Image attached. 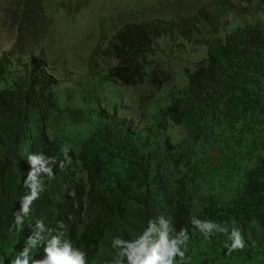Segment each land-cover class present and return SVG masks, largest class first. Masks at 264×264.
Returning <instances> with one entry per match:
<instances>
[{"label":"trees","instance_id":"16d2710c","mask_svg":"<svg viewBox=\"0 0 264 264\" xmlns=\"http://www.w3.org/2000/svg\"><path fill=\"white\" fill-rule=\"evenodd\" d=\"M247 2L229 31L210 17L111 28L107 81L146 88L142 110L169 87L143 128L61 104L54 66L22 43L0 58V264L25 259L38 221L28 264L54 236L85 264H264V0ZM187 46L207 56L181 87Z\"/></svg>","mask_w":264,"mask_h":264},{"label":"rangeland","instance_id":"374dc122","mask_svg":"<svg viewBox=\"0 0 264 264\" xmlns=\"http://www.w3.org/2000/svg\"><path fill=\"white\" fill-rule=\"evenodd\" d=\"M152 4L154 6H150ZM247 5V0H0V58L22 43L30 55L42 54L54 66L59 82L57 98L61 104L70 103L76 110L97 108L112 112L117 108L119 116L129 122L134 120L135 126L143 128L153 114L165 106L162 96L169 87L141 110L140 98L146 94V88H124L119 82L107 81L109 69L118 66L116 59L101 56L104 50L111 49L108 44L111 28L118 24L123 27L132 20L138 25L159 20L191 24L199 17H210L219 22L221 28L229 30L245 21L234 12H228L229 9L238 10ZM156 7H162L163 14H159V18L148 17V11ZM22 8H29L33 14L24 17ZM164 10L169 13L165 14ZM173 15L178 18H172ZM100 32L103 41L99 39ZM223 35L224 30H219L218 36ZM156 46L171 48L166 39L157 40ZM94 53L99 54L96 60H93ZM206 53V47L193 53L188 50L187 57L173 62L171 67L178 85L188 84L187 71L193 70ZM90 70L96 81L90 77Z\"/></svg>","mask_w":264,"mask_h":264},{"label":"clouds","instance_id":"9594fccd","mask_svg":"<svg viewBox=\"0 0 264 264\" xmlns=\"http://www.w3.org/2000/svg\"><path fill=\"white\" fill-rule=\"evenodd\" d=\"M199 18H201V17H199ZM218 25L220 26V24H218ZM217 34H218V32H217ZM220 37H223V36H220ZM186 48H187V51L188 50L192 51V53L198 51V50H195L197 48H194V47L187 46ZM206 56H207V54H206ZM186 57H187V55H186ZM205 59H206V57L203 60H205ZM25 60H27V59H25ZM203 60H201V61H203ZM199 62H197V63H199ZM196 64L194 65L193 70H188V71H190V72L194 71ZM53 74L55 75L54 71H53ZM56 79H57V77H56ZM164 107L165 106H163L162 108H164ZM99 110H105V109H99ZM114 110L117 111V108ZM106 111H108V110H106ZM108 112H110V111H108ZM119 117H121V116H119ZM121 118H124V117L122 116ZM124 119H126V118H124ZM126 120L128 121V119H126ZM133 121L134 120H131V122H133ZM26 211L27 210L25 209V212ZM18 223H23V221L18 219ZM195 223H199V222H195ZM36 228L39 229L40 232H37L35 234V237H29V239L27 241V245L29 247H26L24 253H22V255L25 257V259L23 261H21L20 259H16L13 261V264H28L27 257H28V252H29L30 248H35L37 246L38 242L43 239V237L40 234L41 232L44 231L43 222L38 221L36 224ZM115 243L119 244L121 242L116 241ZM44 252H45V258L43 260L39 261L38 264H85L84 253L73 250L71 244L68 242L61 243V240L58 236H54V237H52L51 240L48 241V246L45 247ZM157 259H159V258L157 257L154 259H150L146 262V264H156ZM166 264H171V261H167Z\"/></svg>","mask_w":264,"mask_h":264}]
</instances>
